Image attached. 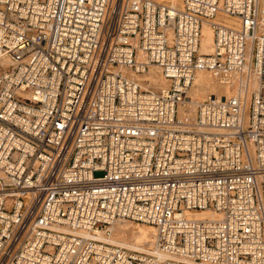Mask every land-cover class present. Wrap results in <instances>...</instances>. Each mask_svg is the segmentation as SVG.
Instances as JSON below:
<instances>
[{"label": "built area", "instance_id": "2783aa9c", "mask_svg": "<svg viewBox=\"0 0 264 264\" xmlns=\"http://www.w3.org/2000/svg\"><path fill=\"white\" fill-rule=\"evenodd\" d=\"M0 264H264V0H0Z\"/></svg>", "mask_w": 264, "mask_h": 264}, {"label": "bare ground", "instance_id": "6f19581e", "mask_svg": "<svg viewBox=\"0 0 264 264\" xmlns=\"http://www.w3.org/2000/svg\"><path fill=\"white\" fill-rule=\"evenodd\" d=\"M175 1V0H173ZM213 46V32L212 29L205 26L203 30V39H202V44H201V49L200 51L202 53H210L212 52V47ZM153 73V70L152 72ZM206 74H209L207 72H198L192 87L191 91V97L193 99V107L196 105V103L201 102L202 100L212 96V95H218V96H230L233 94V91H231L228 88L220 86L215 79L212 78L211 80L207 79L205 76ZM155 79V77H154ZM163 80V79H162ZM202 80V82H201ZM166 85V82L163 80V84ZM210 90L213 91L214 93H210ZM245 93V91H244ZM194 109V108H193ZM196 218H215L217 217L215 214L211 213H196L194 215ZM121 224L115 225L113 227V235L109 239V242L114 245H119V246H124L128 247L134 250H140V251H148L149 249L152 250V252H155V230L151 226L144 227V229L147 233V237L143 239V242L141 244H136L138 245L137 247L134 246L133 243L127 242L126 241V229L121 228ZM133 236L137 239H140L141 234L140 232H134ZM145 246H149V249H146ZM160 260H165L167 259V256L164 255H159Z\"/></svg>", "mask_w": 264, "mask_h": 264}, {"label": "rangeland", "instance_id": "374dc122", "mask_svg": "<svg viewBox=\"0 0 264 264\" xmlns=\"http://www.w3.org/2000/svg\"><path fill=\"white\" fill-rule=\"evenodd\" d=\"M153 73L155 74V72L153 71ZM206 77H207V79H212L211 78V76L209 75V74H206L205 75ZM155 80H156V82H157V84H163V80H162V78H160L159 76H156L155 77ZM201 82H202V80H201ZM210 93H214L213 91H211L210 90ZM96 175V177H101V176H103V174L102 173H96L95 174ZM118 224H121L122 226H121V228H123V229H126L127 231H126V241L127 242H130V243H133L134 244V246H138V245H135V243L136 244H141L142 242H143V239L145 238V237H147V233H146V231L144 230H141V229H144V227H147L146 225H142V224H136V223H131V222H122V223H118ZM117 224V225H118ZM134 232H140V234H141V237H140V239H137V238H135L134 236H133V233ZM145 248L146 249H149V246H145Z\"/></svg>", "mask_w": 264, "mask_h": 264}]
</instances>
